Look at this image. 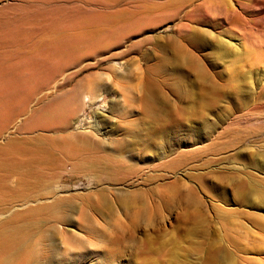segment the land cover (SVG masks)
Instances as JSON below:
<instances>
[{"label":"rangeland","instance_id":"1","mask_svg":"<svg viewBox=\"0 0 264 264\" xmlns=\"http://www.w3.org/2000/svg\"><path fill=\"white\" fill-rule=\"evenodd\" d=\"M68 114L75 264H264V0H0V146Z\"/></svg>","mask_w":264,"mask_h":264},{"label":"bare ground","instance_id":"2","mask_svg":"<svg viewBox=\"0 0 264 264\" xmlns=\"http://www.w3.org/2000/svg\"><path fill=\"white\" fill-rule=\"evenodd\" d=\"M150 93L151 90L146 99L151 98ZM65 117V120L58 123L56 119L45 116L28 126L31 132L40 129L49 130L53 134L35 135L24 141L10 138L0 146V264H75L74 256L66 254L57 243V240L65 237L66 244H73L72 235L68 232L72 229L71 214L68 213L69 216L60 210L61 201L38 203L42 198L47 200L48 195V190L39 181L38 166L44 162H52L53 153L64 154L63 151L70 150L71 146H92L100 152L103 149L91 139L98 135L95 126L86 125V132L68 133L65 131L69 127L70 115ZM54 130H58L57 133L60 134L55 135ZM122 146L119 145V149ZM106 160L104 155L99 154L95 162ZM11 178H15L16 183L13 189L6 186ZM123 197L121 195L120 199ZM13 201L23 206L9 212ZM7 212L8 216H4Z\"/></svg>","mask_w":264,"mask_h":264}]
</instances>
